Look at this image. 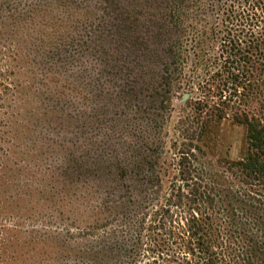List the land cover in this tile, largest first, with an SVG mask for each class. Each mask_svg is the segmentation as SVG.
<instances>
[{
    "label": "trees",
    "instance_id": "obj_1",
    "mask_svg": "<svg viewBox=\"0 0 264 264\" xmlns=\"http://www.w3.org/2000/svg\"><path fill=\"white\" fill-rule=\"evenodd\" d=\"M57 1L70 5L69 0ZM5 4L0 3V18ZM46 6L37 5L38 13L31 12L32 6L14 11L5 7L7 16L0 23L15 27L18 36L20 24L35 20ZM150 10L108 14L112 22L107 35L126 34L128 39V45L110 39L114 51L121 50L114 53L116 63L125 61L123 51L133 50L157 68L151 70L152 83L146 79L148 65L139 64L126 84L125 97L133 103L145 93L159 115L182 91L189 112L178 121L177 146L171 154L162 151L159 141L148 149L151 156L125 159L124 166H109L102 175L110 196L118 185L125 190L120 203L125 209L117 222L127 239L123 263L264 264V0H156ZM65 12L51 23L54 27L60 29L65 22L70 26ZM141 18H146L142 29L137 28ZM19 44L0 32V154L5 157L12 156L13 141L1 111L5 99L11 100L8 109L14 108L17 66L11 61L19 55ZM58 44L46 53L48 59L52 50L60 52L63 47L67 52L71 47L70 42ZM55 53L58 68L65 67L68 58ZM48 64H41L42 70H49ZM51 74L55 75L51 82H69L59 71ZM65 88L49 91L57 97L50 106L61 110L59 94ZM16 99L19 103L18 95ZM226 118L247 128L246 154L238 161L215 159L216 131ZM108 218L105 223L97 219L88 231L112 226L113 219Z\"/></svg>",
    "mask_w": 264,
    "mask_h": 264
},
{
    "label": "rangeland",
    "instance_id": "obj_2",
    "mask_svg": "<svg viewBox=\"0 0 264 264\" xmlns=\"http://www.w3.org/2000/svg\"><path fill=\"white\" fill-rule=\"evenodd\" d=\"M43 1H0L11 11L32 6L33 13L39 12L37 5H47L35 20L20 24L18 36L15 27L0 23L4 38L20 43L19 55L11 61L12 67L17 66L14 108L8 109L11 100L5 99L6 108L1 111L11 132L13 154H0V264H124L127 239L118 223L125 209L120 204L125 190L118 185L110 196L111 188L102 175L109 166H124L125 159L151 156L148 149L159 141L162 151L171 154L179 135L175 128L189 112L186 93H175L170 108L159 115L145 93L133 103L125 97L126 84L132 82L139 64L148 65L146 79L152 83L151 70L157 68L139 59L140 54L133 50L123 51L125 61L116 63L114 53L121 50L115 52L109 41L128 45V39L126 34L120 38L107 35L112 22L108 14L150 13L156 0H69L68 6L57 0ZM4 8L0 20L7 16ZM65 10L63 17L70 26L65 22L58 29L51 23ZM145 19L139 20L137 28L142 29ZM66 42L71 43L67 52L63 47L54 51L68 58V64L59 69L53 50L51 59L46 53ZM44 62L49 63V70H42ZM52 71H59L69 82H51L55 78ZM62 85L66 88L60 89V110L50 106L57 97L49 91ZM156 123L166 125L155 128ZM216 134L215 159L238 161L245 156L246 126L226 118ZM168 179H164L166 184ZM108 217L113 219L109 220L112 226L91 231V236L87 227L97 219L105 223ZM116 226L109 236L99 237Z\"/></svg>",
    "mask_w": 264,
    "mask_h": 264
}]
</instances>
